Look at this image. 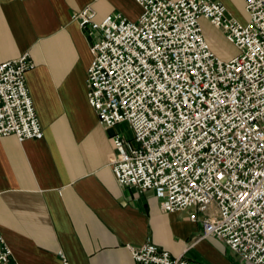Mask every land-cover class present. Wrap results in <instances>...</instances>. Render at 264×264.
I'll use <instances>...</instances> for the list:
<instances>
[{
	"label": "built area",
	"instance_id": "1",
	"mask_svg": "<svg viewBox=\"0 0 264 264\" xmlns=\"http://www.w3.org/2000/svg\"><path fill=\"white\" fill-rule=\"evenodd\" d=\"M137 21L92 8L75 13L93 38L87 87L113 136V170L124 187L153 191L162 209L197 208L201 240L216 236L250 264H264V0H244L247 23L212 0H136ZM238 53L217 55L202 20ZM30 55L0 62V138L44 132L28 90ZM192 220L197 221L196 215ZM137 264H207L174 257L155 243L130 246ZM0 264H19L0 231Z\"/></svg>",
	"mask_w": 264,
	"mask_h": 264
},
{
	"label": "crops",
	"instance_id": "2",
	"mask_svg": "<svg viewBox=\"0 0 264 264\" xmlns=\"http://www.w3.org/2000/svg\"><path fill=\"white\" fill-rule=\"evenodd\" d=\"M212 1L245 19L244 0ZM87 8L97 21L121 14L134 22L143 12L136 0H0V62L30 55L26 81L44 132L23 142L0 138V231L19 264H137L129 245L147 242L190 260L207 241L200 239L204 214L167 213L155 192L117 181L112 138L132 131L104 128L89 102L93 38L73 20ZM214 31L227 41L222 30L204 28L212 49ZM211 238L207 264H250Z\"/></svg>",
	"mask_w": 264,
	"mask_h": 264
},
{
	"label": "rangeland",
	"instance_id": "3",
	"mask_svg": "<svg viewBox=\"0 0 264 264\" xmlns=\"http://www.w3.org/2000/svg\"><path fill=\"white\" fill-rule=\"evenodd\" d=\"M249 19V16L247 13H245V19L243 21H241L242 23H247ZM203 26L205 28V30L207 31H212L213 27L210 25V22H203ZM212 28V29H211ZM215 33V31H214ZM212 33L209 36V40L210 42L213 41L214 43V51L217 55H219V57L223 60H230L232 59L237 53V49L231 45L229 42L223 40V39H219V37L216 36L217 33ZM124 134H126L128 136V132L124 131ZM129 137V136H128ZM196 240V238L194 237H190V239L188 240V243L191 245V243H193ZM213 242H212V238L211 239H207V241H205V243H203V245H199V246H195L193 247L192 251L190 252V255L188 254L187 258H189L192 261H196V262H200V263H209L208 261H206V255L207 252L209 250V248H212Z\"/></svg>",
	"mask_w": 264,
	"mask_h": 264
}]
</instances>
